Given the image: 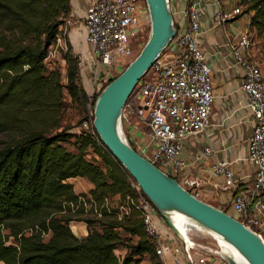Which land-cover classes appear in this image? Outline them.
I'll list each match as a JSON object with an SVG mask.
<instances>
[{
	"label": "trees",
	"instance_id": "1",
	"mask_svg": "<svg viewBox=\"0 0 264 264\" xmlns=\"http://www.w3.org/2000/svg\"><path fill=\"white\" fill-rule=\"evenodd\" d=\"M47 1L48 6L40 7V12L52 19L56 18L52 16L54 12L63 11L68 4V0ZM240 1L245 5L243 14L249 15V26L257 33L264 31V0H238V5ZM36 2L39 0H32V4ZM17 3L16 0H0V19L18 24L16 17H19L23 20L22 25L27 24L28 17H22ZM58 25L51 22L42 29L40 35L44 40L36 47L0 52V132L13 127L5 109L10 106V101L22 102L27 109H39L53 104L55 88L62 91L59 84L44 76V61L54 44ZM38 26L33 27L34 31ZM67 66L66 94L72 99L83 98L86 103V93L79 84L76 55L67 56ZM112 80L114 77L108 84ZM18 106L23 109L21 104ZM70 140L74 143L73 152L64 146ZM74 178H85L92 184L88 195L98 208L109 197L124 200L135 193L130 186V176L97 134L69 133L64 128L49 135L32 128L0 150V263L139 264L144 255L151 260L157 259L142 220L132 208L121 220L115 210L102 208L98 222L100 229L89 230L83 239L76 238L69 227L70 222H85L88 229L93 222L79 218L81 211L84 214L82 207L74 212L69 207L70 203H77L79 196L86 197L74 193L73 185L68 182ZM233 217L242 222L236 215ZM2 230H8V234H3ZM119 231L136 241L125 243ZM47 234L49 238L45 240ZM10 238L13 242L8 244ZM118 246L125 249L121 258L114 254Z\"/></svg>",
	"mask_w": 264,
	"mask_h": 264
},
{
	"label": "built area",
	"instance_id": "2",
	"mask_svg": "<svg viewBox=\"0 0 264 264\" xmlns=\"http://www.w3.org/2000/svg\"><path fill=\"white\" fill-rule=\"evenodd\" d=\"M168 1L171 9V0ZM204 5L218 8L211 19L216 28L237 16H246L238 1L227 11L223 9V0H186L179 13L182 21L176 20V14L171 10L175 36L137 83L121 113V122L140 137L134 145L136 152L166 175L174 177L183 189L197 198V192H193L197 182L187 176L180 179L178 176L185 167V161L180 157L182 143L189 136L206 131L213 103L211 70L204 53L195 43ZM146 11L144 0H90L83 17L88 50L76 56L80 60L79 65L85 60L91 65L92 91L102 90L114 72L123 70L121 66L131 58L144 28V20L148 19ZM54 45L59 50L65 46L59 35H56L52 47ZM251 46L248 26L230 45L236 62L243 69L241 90L247 96V108L253 120L246 161L254 168L250 188L236 193L231 209L241 217V223L264 242V75L257 62L244 56H248ZM81 125L83 130L79 132L91 136L96 134L91 122L84 121ZM210 154L211 149L206 147L204 156ZM210 176L221 177L226 190H234L238 185L229 164L223 161L212 165ZM130 185L136 189L134 183ZM140 196L135 200L128 197V200L142 220L155 255L164 258L169 254V264H208L210 259L206 252L196 255L193 243L181 240L166 227L161 229L159 214ZM106 201L98 208L91 198L79 196L77 203H70L69 207L73 212L79 207L84 212L92 210L94 216L101 217L100 210L109 209ZM211 253L217 254L216 258L227 264L218 251Z\"/></svg>",
	"mask_w": 264,
	"mask_h": 264
},
{
	"label": "crops",
	"instance_id": "3",
	"mask_svg": "<svg viewBox=\"0 0 264 264\" xmlns=\"http://www.w3.org/2000/svg\"><path fill=\"white\" fill-rule=\"evenodd\" d=\"M238 0H224L223 9L231 10ZM89 0H71V20L69 21L68 41L76 55L87 52L83 17L89 6ZM186 0H171V10L180 19L179 13L185 7ZM218 10L214 6L204 5L199 16V33L195 38L196 46L204 53L205 62L210 67L212 78L213 103L206 131L191 135L183 141L180 157L184 159L185 167L179 172V179L187 176L195 180L198 199L220 210H231L232 198L238 191H248L251 186L253 166L246 161L247 141L252 132L253 120L247 108V96L241 90L243 69L236 62L230 45L235 43L241 31L248 26H242V18L237 16L224 26L214 27L211 19ZM248 58L253 53L248 51ZM253 60V59H252ZM264 74V72H263ZM131 141L140 138L137 133L128 128ZM206 147L211 149L209 156H204ZM218 161L229 164V168L238 180L234 190L223 188L221 177L210 176V168ZM73 185L75 194L88 193L92 184L84 178L68 180ZM232 215V214H231ZM235 216V215H232ZM264 223V220H263ZM161 228V227H160ZM81 226L78 232L84 233ZM169 259V256H167ZM208 264H223L211 259Z\"/></svg>",
	"mask_w": 264,
	"mask_h": 264
},
{
	"label": "rangeland",
	"instance_id": "4",
	"mask_svg": "<svg viewBox=\"0 0 264 264\" xmlns=\"http://www.w3.org/2000/svg\"><path fill=\"white\" fill-rule=\"evenodd\" d=\"M16 1L18 2L17 6L18 7L20 6V9L22 11V17L24 15L28 17L26 19L27 24L22 25L23 20H21L19 17H16L19 25L16 22H9L5 19H0L1 20L0 21V52L4 51L5 49H16L27 46L36 47L38 45V42H42L44 40V36L40 35V31L45 27H47V25L50 24L51 22L52 23L56 22L57 24H59L57 26L56 33L57 35L60 36V38L63 39L65 46L63 47L62 50H59V47L54 45L52 49L50 48L51 49L50 51L48 50L50 53H48V56L44 61V66H45L44 76L53 79L54 82L59 84L63 89L62 91L58 92L57 88H55V97L53 100V104L51 105L49 103L48 105L42 106L39 109H32V110L27 109L25 108V104L22 102L13 103V101H10V106L8 107L6 106L5 109L7 108V112H8L6 117L13 124V127H7L4 131L0 132V150L5 146L11 144L13 141H16L22 136H24L26 133L31 131L32 128H35V130L37 131L45 132L46 134L49 135L50 134L53 135L58 131L63 130L64 128H66L69 133L82 131L83 129L81 128L82 126L81 124L82 122H84L83 119L92 123L93 120H89L91 119V117L93 118L92 103L94 102L95 97L97 99L99 93L103 90V89L99 90L98 92L96 90L95 91L91 90L92 82H93L90 73L91 65L88 60H85L81 65H79V72H80L79 84L86 93L87 102L86 103L85 101L83 102V98L72 99L70 96L66 94L65 86L67 84L66 75H67V67H68L67 56L69 54L71 56H73V54L76 55L74 49L72 48L70 42L68 41L69 38L68 35L70 32L69 21L71 20V0H68V4L63 11L58 10L56 11V13L54 12L52 16L56 17L55 19L54 18L52 19L48 15L44 16V13L40 12V7L45 5L46 7L48 6L46 3L48 2L47 0H39V2H36L35 4H32V0H16ZM144 4L146 6L145 0H144ZM239 4L240 5L238 6L240 7V9L244 11L245 10L244 3L240 1ZM147 12L148 11H146V13ZM241 18H242L241 21L242 26H246L247 25L246 21H248L249 15L241 16ZM148 20L149 18L147 19L146 17V20H144L145 22L144 28L139 36L138 44L136 45L131 58L127 59L125 64L121 66L123 70L129 65L130 62H132L137 57V55L140 53L141 49L147 42L150 34V22ZM37 25H39L38 27H36V29L37 28L38 29L37 31H34L35 29H33V27ZM20 26H24L26 28ZM248 33L252 42V46L250 48V50L253 53L252 59L258 63L260 70L263 74L264 31H262L261 33H257L252 27L248 25ZM244 56L247 57L246 54H244ZM123 70H120L119 72H114L112 74V78L114 77L115 79ZM104 71L109 72L110 70H104ZM4 85L5 84L3 83L2 86L4 87ZM129 98L127 99L125 105L129 101ZM17 103L21 104L23 109H21ZM128 128L130 127L125 122L120 123V129L122 135L124 136V139L131 146V148H133L136 151L134 145L137 140H140V138H136L135 141H131V138L129 137V133H128L129 131ZM130 129L132 130V132L136 133L132 128ZM64 146L67 147L68 150L72 152L74 151L73 140H70ZM89 152H91V150H88V153ZM173 179L175 178L173 177ZM129 181L130 183H134V186L136 187V189L131 187L135 191V193L132 197L129 198L135 200V198L141 197L140 194H142V192L140 191L137 184L134 182V180L131 177ZM188 192L191 194L190 191ZM81 194H84L88 199L91 198L90 195H88V193L87 194L81 193ZM76 195H80V194H76ZM142 198L144 200H147L143 194H142ZM106 202L108 204L109 209L116 211V215L119 220H121L123 216H127L131 211V203L129 202L128 197H126L124 200H121L119 197H109L107 198ZM152 209L155 210L153 206ZM222 211L230 215L231 214L236 215L238 219L242 221L241 217L235 214V212L232 209L231 210L225 209ZM78 216L79 218H84V219L86 218L93 222V226H90L89 229L85 222L82 223V221L80 222L77 220L70 222L69 227L72 233L74 234V236L79 240L85 238L89 230H92L94 228L100 229L98 222L101 217L96 218L92 210L91 211L87 210V212H84V214H82L81 211ZM159 223H160L159 227H161V229L166 227L170 231V229L166 226L164 221L162 222L160 221ZM78 226H81V228H83L82 230L84 229L87 230L86 233H84L83 231V236L81 235L82 233L78 232L77 230ZM188 230L193 231L194 229H188ZM2 232L3 234H8V230H2ZM193 233H194L192 235V242L194 245L193 252H195L196 255H200V252H206L210 260L213 259L216 261H220L219 259L216 258L217 254L211 253V250L219 252L220 251L219 249L221 248L220 245L217 244L218 241L215 239V237L212 235L210 236L209 234L206 233L202 234L201 232L200 233L193 232ZM119 234L121 240H123L125 243H133L136 241V238L125 235L122 231H119ZM44 238L45 240H48L49 234L44 235ZM8 241H9L8 244L13 242L11 238ZM218 243L220 244V242ZM222 246L225 247L224 245ZM223 253H224L223 251L220 252V254ZM114 254L119 258H121L125 254V249L122 246H118L115 249ZM167 256H169V259H167ZM170 258L171 256L169 254H166L164 258L157 257V259L151 260L147 255H144L142 256L139 264H154L155 262L158 261H160L162 264H169Z\"/></svg>",
	"mask_w": 264,
	"mask_h": 264
},
{
	"label": "water",
	"instance_id": "5",
	"mask_svg": "<svg viewBox=\"0 0 264 264\" xmlns=\"http://www.w3.org/2000/svg\"><path fill=\"white\" fill-rule=\"evenodd\" d=\"M150 34L137 57L99 93L92 127L123 166L170 231L181 240L170 215H180L222 237L247 264H264V242L232 215L191 195L175 179L140 156L118 133L123 107L142 76L175 36L168 0H145ZM121 130V129H120ZM227 264H238L225 257Z\"/></svg>",
	"mask_w": 264,
	"mask_h": 264
},
{
	"label": "bare ground",
	"instance_id": "6",
	"mask_svg": "<svg viewBox=\"0 0 264 264\" xmlns=\"http://www.w3.org/2000/svg\"><path fill=\"white\" fill-rule=\"evenodd\" d=\"M118 133L120 135V137L122 138V140L126 141L122 135V132L120 130V128H118ZM170 221L172 222V224L174 225V227L176 228V230H178L179 235L183 237V239H185L186 241L193 243L192 242V235L194 234L193 232H198V233H206L209 234L210 236H214L215 239L220 242V244L217 242L218 245H220V251L218 252L219 255H223L225 257H229L233 260H235V262H237L238 264H247L242 257L235 251V249H233L229 244H227L221 236L212 233L211 231L205 229L204 227H202L201 225H199L198 223L193 222L192 220H189L187 218H185L184 216H180V215H175V214H171L170 215ZM194 229L193 231H189L188 229ZM224 245L225 247H223L222 245ZM224 252L223 254H220V252ZM211 252H213L211 250ZM216 252V251H214Z\"/></svg>",
	"mask_w": 264,
	"mask_h": 264
}]
</instances>
